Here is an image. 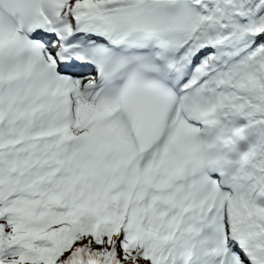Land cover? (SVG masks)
I'll return each instance as SVG.
<instances>
[{
  "label": "snow or ice",
  "instance_id": "snow-or-ice-1",
  "mask_svg": "<svg viewBox=\"0 0 264 264\" xmlns=\"http://www.w3.org/2000/svg\"><path fill=\"white\" fill-rule=\"evenodd\" d=\"M0 264H264V0H0Z\"/></svg>",
  "mask_w": 264,
  "mask_h": 264
}]
</instances>
